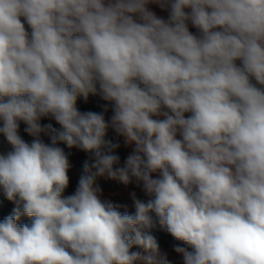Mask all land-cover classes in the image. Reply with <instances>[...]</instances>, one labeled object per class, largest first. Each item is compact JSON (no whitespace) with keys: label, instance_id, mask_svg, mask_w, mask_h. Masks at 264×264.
I'll list each match as a JSON object with an SVG mask.
<instances>
[{"label":"clouds","instance_id":"clouds-1","mask_svg":"<svg viewBox=\"0 0 264 264\" xmlns=\"http://www.w3.org/2000/svg\"><path fill=\"white\" fill-rule=\"evenodd\" d=\"M0 135V264H170L156 223L183 264H264V0H0Z\"/></svg>","mask_w":264,"mask_h":264},{"label":"rangeland","instance_id":"rangeland-1","mask_svg":"<svg viewBox=\"0 0 264 264\" xmlns=\"http://www.w3.org/2000/svg\"><path fill=\"white\" fill-rule=\"evenodd\" d=\"M151 10H153L158 16L167 19L168 13L166 11H162L158 6L156 5H149ZM190 30L195 32L194 28H191ZM41 123H53L55 127H59L55 124V121L44 119L41 121ZM25 125L21 123L20 125V135L26 140L31 141L32 137L28 136L26 132H24ZM42 138L45 140V142H50L47 136H42ZM8 145L6 144L4 137L0 135V151L6 150ZM63 147V145H62ZM125 156L124 160L126 159L127 155L132 151L131 147L125 146ZM66 152H70L69 156V162H70V169H69V177H70V185L72 187V190L74 192L76 185L78 183L79 177L82 175L83 170V162L87 160V158L83 156H79L78 153L74 152L73 149L68 150L65 148ZM122 161V164L124 162ZM157 174H154V178ZM97 184L102 189V198L109 200L115 204H120L123 206H126V210L130 214H134V205L131 198L132 193H135L136 197L141 200H147L148 197L145 195L142 187V183H138L135 179L128 184L124 185L118 181L108 179L106 177H99L97 178ZM72 193V192H71ZM70 194V193H68ZM15 205L8 201L2 193H0V221H2L6 216L10 215ZM125 209L122 208L121 211H124ZM23 223H29V219L27 217L22 218ZM152 234L155 236V238L160 240L159 248L162 254H166L168 260L170 261V264H183V258L181 254H178L175 252L176 246H182L187 247V245H184L183 242L178 241L176 243L170 244V238L168 237V234L164 229H152ZM167 235V236H166ZM161 236H166L164 239H161ZM138 250V249H133ZM191 250V249H189Z\"/></svg>","mask_w":264,"mask_h":264},{"label":"trees","instance_id":"trees-1","mask_svg":"<svg viewBox=\"0 0 264 264\" xmlns=\"http://www.w3.org/2000/svg\"><path fill=\"white\" fill-rule=\"evenodd\" d=\"M77 105H78V108L81 111H95V112H104V108H105V106H107L109 110L107 112H104L105 118L106 119H110V117L112 115L111 105L108 104V102L104 101L98 95H96V96L90 95L88 97L87 101H85L83 99V97H80L78 99ZM106 138L107 139H111L114 143H119L120 144V148L116 150V153L120 156L121 165H122V161L124 160V156L126 154L125 153V151H126L125 150V145L123 143V138L117 136L116 133L112 129L108 130ZM73 150H74V152L78 153L79 156H83V157L88 159V154H86V153H84V152H82L80 150H77V149H73ZM71 192H73V190H72L71 185H69V188L67 189V193L66 194L71 193ZM154 220H155V217H154ZM153 229H163V228L161 226H159L158 223H156V225H155V227ZM166 236H161L160 238L164 239ZM168 237L170 238V244L178 242V240L174 239L170 234H168ZM157 242H158V244H160V240H158Z\"/></svg>","mask_w":264,"mask_h":264}]
</instances>
